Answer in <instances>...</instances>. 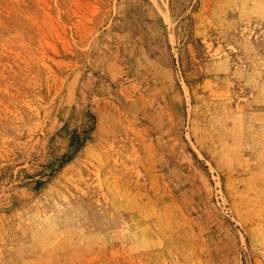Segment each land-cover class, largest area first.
<instances>
[{"label":"rangeland","instance_id":"obj_1","mask_svg":"<svg viewBox=\"0 0 264 264\" xmlns=\"http://www.w3.org/2000/svg\"><path fill=\"white\" fill-rule=\"evenodd\" d=\"M263 208L264 0H0V264H264Z\"/></svg>","mask_w":264,"mask_h":264},{"label":"bare ground","instance_id":"obj_2","mask_svg":"<svg viewBox=\"0 0 264 264\" xmlns=\"http://www.w3.org/2000/svg\"><path fill=\"white\" fill-rule=\"evenodd\" d=\"M208 107V106H207ZM206 109V108H205ZM203 112V111H202ZM207 116V115H206ZM223 137V136H222ZM221 137V138H222ZM255 153V152H254ZM252 154H253V151H252ZM237 156V155H236ZM248 156H249V154H248ZM251 156V155H250ZM253 156V155H252ZM252 158V157H251ZM260 160H261V158H260ZM142 161V160H141ZM251 162V161H250ZM259 162V161H258ZM258 164V163H257ZM145 166V165H144ZM143 166V167H144ZM253 166V165H252ZM238 167V166H237ZM245 167V166H244ZM241 168V167H240ZM235 172V171H234ZM232 173V172H231ZM247 173V172H246ZM240 184V183H239ZM237 193V192H236ZM239 200V199H238ZM256 208V207H255ZM240 209V208H239ZM264 209V208H263ZM237 213H238V211H236ZM254 212V211H253ZM245 214V213H244ZM255 217V216H254ZM256 218H258V217H256ZM252 219V218H251ZM259 219V218H258ZM257 221H255V223H256ZM263 224V223H262ZM175 229V228H174ZM264 229V228H263Z\"/></svg>","mask_w":264,"mask_h":264}]
</instances>
